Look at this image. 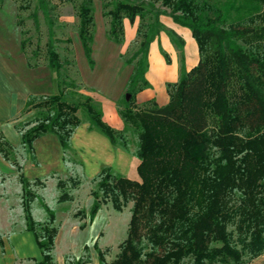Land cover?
<instances>
[{
  "label": "trees",
  "instance_id": "obj_1",
  "mask_svg": "<svg viewBox=\"0 0 264 264\" xmlns=\"http://www.w3.org/2000/svg\"><path fill=\"white\" fill-rule=\"evenodd\" d=\"M93 5V0H82L77 14L79 38L89 59ZM55 8L50 0H38L30 16L37 29L39 13L51 19ZM106 8L109 38L115 43L125 42V20L132 25L139 20L138 48L126 60L133 71L120 110L125 130L132 127L137 132L139 180L111 168L102 169L96 178L90 222L108 204L118 212L132 204L127 237L117 257L108 262L96 243L98 264L251 263L264 255V0H111ZM163 16L192 32L199 63L190 71L182 69L179 81L168 85L166 106H138V93L150 88L149 51L165 29ZM169 34L175 44L182 42L174 32ZM52 37L50 33L47 61L59 77L63 63ZM82 107L92 130L104 134L112 146L127 148L125 130L112 129L92 98ZM30 110L37 111L35 124L24 123L18 129L33 163L38 165L34 144L44 136L55 135L68 151L75 130L83 124L80 106L60 92L30 96L24 113ZM8 146L0 135V152L7 161ZM14 165L26 230L41 252L38 264H55V214L43 204L48 221H35L36 195L22 167ZM34 183L43 185L40 178ZM58 186L64 189L65 183Z\"/></svg>",
  "mask_w": 264,
  "mask_h": 264
},
{
  "label": "rangeland",
  "instance_id": "obj_2",
  "mask_svg": "<svg viewBox=\"0 0 264 264\" xmlns=\"http://www.w3.org/2000/svg\"><path fill=\"white\" fill-rule=\"evenodd\" d=\"M50 1L56 8L51 19L39 13L38 29L30 17L38 0H3L0 4V135L10 145L6 147L9 161L0 152V264H38L42 260L34 236L26 230L22 186L14 163L22 167L36 195L32 203L35 221H48L43 204L55 214L53 262L74 264L82 260L85 264H98L96 243L107 261L112 262L127 237L132 204L121 212L108 204L93 222L89 214L93 192L97 190L96 178L102 169L111 168L119 175L139 180L137 132L132 127L125 130L120 116L133 71V65H127L126 60L137 50V38L131 44L112 41L110 18L106 15L110 9L106 5L111 0H93L94 42L89 59L79 38L77 14L82 0ZM20 6L25 9L20 10ZM138 26L137 19L134 27ZM50 33L63 63L59 77L48 66L46 44ZM60 92L80 106L83 124L75 130L68 151L61 148L55 135L37 140L35 165L18 129L24 123L30 127L35 124L37 111L24 113L25 103L31 95L52 96ZM87 98L102 109L103 119L112 129L116 130L119 124L123 130L117 131L125 130L126 149L112 146L104 134L90 128L82 107ZM37 178L43 185L34 183ZM60 181L65 183L64 189L58 186ZM63 194L66 199H62ZM249 264H264V255Z\"/></svg>",
  "mask_w": 264,
  "mask_h": 264
},
{
  "label": "crops",
  "instance_id": "obj_3",
  "mask_svg": "<svg viewBox=\"0 0 264 264\" xmlns=\"http://www.w3.org/2000/svg\"><path fill=\"white\" fill-rule=\"evenodd\" d=\"M161 21L165 29L151 44L148 57L146 79L150 88L138 93L136 100L139 106L153 102L160 107L166 106L170 101L168 85L179 81L182 69L190 71L199 63V49L192 32L176 24L169 16L161 17ZM134 26L135 24H127L126 20L124 21L126 44H131L137 38V28ZM169 31L174 32L182 42L175 44ZM189 46L192 48L190 51ZM116 126V130H123L119 124Z\"/></svg>",
  "mask_w": 264,
  "mask_h": 264
},
{
  "label": "water",
  "instance_id": "obj_4",
  "mask_svg": "<svg viewBox=\"0 0 264 264\" xmlns=\"http://www.w3.org/2000/svg\"><path fill=\"white\" fill-rule=\"evenodd\" d=\"M128 98H129V96H128Z\"/></svg>",
  "mask_w": 264,
  "mask_h": 264
}]
</instances>
